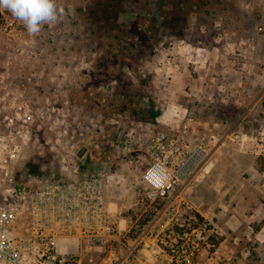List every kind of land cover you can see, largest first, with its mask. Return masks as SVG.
I'll use <instances>...</instances> for the list:
<instances>
[{
  "label": "rangeland",
  "instance_id": "1",
  "mask_svg": "<svg viewBox=\"0 0 264 264\" xmlns=\"http://www.w3.org/2000/svg\"><path fill=\"white\" fill-rule=\"evenodd\" d=\"M56 4L63 14L37 35L0 9V83H11L14 96L37 111L34 131L44 144L40 149L30 145L27 160L17 170L23 181L50 169L56 174L91 171L93 167L77 157L79 148L73 140L86 135L92 141H84L85 146L99 147L100 159L110 167L108 173L136 179L145 197L143 173L149 163L144 148L149 137L140 138L137 124L153 111L149 100L160 98L148 84L149 64L159 58V66H168L172 46L184 37L200 45L199 39L208 36L223 47L225 41L252 36L254 52L247 68L253 73L264 68V35L256 32L264 24V0H56ZM219 30L225 39L217 38ZM226 55L225 69L233 79L252 75ZM128 70L134 77L127 75ZM162 71L167 77L159 84L163 90L169 71ZM217 76L211 74V86ZM210 97L214 99L211 93ZM161 104L159 99L155 114L161 113ZM54 105L56 114L41 117ZM255 116L264 118L261 112ZM193 123L198 131L201 122L196 119L190 127ZM251 130L241 139L202 138L197 131L191 137L190 132V141L205 143L212 150L190 185L197 189L192 195L197 194L206 212L226 214L238 209L250 215L249 227L244 224L229 233L219 230L220 235L208 239L215 247L226 242L217 264H264V123L254 122ZM238 188L244 194H238ZM221 193H225L222 205ZM213 224L222 228L217 216ZM212 249L205 255L210 256Z\"/></svg>",
  "mask_w": 264,
  "mask_h": 264
},
{
  "label": "built area",
  "instance_id": "2",
  "mask_svg": "<svg viewBox=\"0 0 264 264\" xmlns=\"http://www.w3.org/2000/svg\"><path fill=\"white\" fill-rule=\"evenodd\" d=\"M256 32L264 35V24L258 25ZM217 38L225 39L223 31L219 30ZM253 43L254 37L249 36L225 41L223 48L237 66L243 65L244 71H249L247 64ZM173 49L172 46L169 56L172 66L178 64ZM126 72L129 77L135 75L132 71ZM139 74L142 78L147 76L144 71ZM3 77L6 78L4 73ZM171 78L172 72H169ZM149 101L157 113L158 99ZM57 112V106H50L41 117ZM37 115L28 101L14 96L11 83H0V264H85L79 251L88 256V264H93V256L103 253L108 242L117 235L106 194V176L110 167L98 155L91 157V171L78 173L69 170L56 174L50 169L20 180L17 170L27 160L30 145L37 144L39 149L44 145L34 131L39 122ZM192 121L193 118L187 117L179 131H158L148 138L144 150L149 164L143 173L146 199L151 203L166 200L171 205L176 199L188 211L190 225L182 224L181 227L187 229L183 237L189 240L190 256L207 246L208 239L216 234L213 223L217 216L215 212L196 214L185 199V192L212 153L209 145L190 141ZM231 137L241 139L248 136L230 132L221 139ZM87 139L91 140L81 135L73 140L78 144ZM85 147L82 156L78 155L79 149L76 153L87 162L92 150ZM94 148L99 150L98 146ZM181 221L185 220L179 217L178 222ZM147 232L145 228L135 237L127 248L128 255L135 254L141 237ZM99 264H118V261Z\"/></svg>",
  "mask_w": 264,
  "mask_h": 264
},
{
  "label": "crops",
  "instance_id": "3",
  "mask_svg": "<svg viewBox=\"0 0 264 264\" xmlns=\"http://www.w3.org/2000/svg\"><path fill=\"white\" fill-rule=\"evenodd\" d=\"M185 38L174 45L177 65L169 63L168 66H159V58L149 64L152 75L148 84L153 93L160 97L162 110L160 114L148 111L146 118H140L137 124L140 138L150 137L158 131L177 132L180 122H184L187 117L193 118L192 122L196 119L201 122L198 131L196 123L191 125V137L196 131L202 138H221L230 132L251 135L254 122L264 123V118L255 116L258 112L264 114V68H258L254 73L249 71L248 74L252 75H237L233 79L225 69L227 58L223 55L228 53H224L223 47L214 38L201 37L200 45ZM253 52L254 48L250 54ZM162 70L172 72V78L163 90L159 84L161 79L167 77ZM214 72L219 73V76L216 85L214 83L211 86L209 82ZM210 93L214 96L213 100L209 99ZM211 123H215L214 127ZM84 144L78 143L77 147L80 149ZM194 187L185 192V199L196 214L206 213L197 194L192 195L197 190ZM142 188L143 185L136 179L123 174L108 173L106 176L108 208L117 235L108 242L103 253L93 256V264L102 261H118V264H217L218 255L220 252L223 254L226 242L218 247L208 244L200 248L196 255L190 256L187 247L189 240L183 237L187 229L181 227L182 224L190 225L188 211L176 199L172 205L166 200L151 203L141 194ZM236 192L239 194L241 189L238 188ZM223 194L218 198L221 205L225 200L221 197ZM224 214H217L222 228H215V237L219 230L224 229L229 233L230 230L238 231L244 224L249 227L250 215L245 211L236 209ZM179 217L185 221L178 222ZM145 228L148 232L141 237L135 254L128 255L127 248ZM210 249L212 254L206 256ZM78 253L81 260L88 264V256L82 254V251Z\"/></svg>",
  "mask_w": 264,
  "mask_h": 264
},
{
  "label": "clouds",
  "instance_id": "4",
  "mask_svg": "<svg viewBox=\"0 0 264 264\" xmlns=\"http://www.w3.org/2000/svg\"><path fill=\"white\" fill-rule=\"evenodd\" d=\"M0 9L11 13L32 35L39 34L45 25L55 24L63 14L56 0H0Z\"/></svg>",
  "mask_w": 264,
  "mask_h": 264
},
{
  "label": "trees",
  "instance_id": "5",
  "mask_svg": "<svg viewBox=\"0 0 264 264\" xmlns=\"http://www.w3.org/2000/svg\"><path fill=\"white\" fill-rule=\"evenodd\" d=\"M85 145V144H84ZM91 155L88 157V159H87V163L89 164V165H91L92 164V162H93V159H91V157L92 158H95V157H98V151L99 150H97V149H95L93 146H91ZM26 168H27V166H26ZM41 168V167H40ZM40 168H39V170H40ZM28 169V168H27ZM37 175V174H36Z\"/></svg>",
  "mask_w": 264,
  "mask_h": 264
},
{
  "label": "water",
  "instance_id": "6",
  "mask_svg": "<svg viewBox=\"0 0 264 264\" xmlns=\"http://www.w3.org/2000/svg\"><path fill=\"white\" fill-rule=\"evenodd\" d=\"M85 152H86V147H85V146H82V147L79 149L78 155H79V156H82Z\"/></svg>",
  "mask_w": 264,
  "mask_h": 264
}]
</instances>
